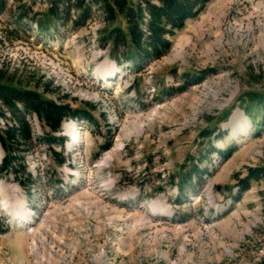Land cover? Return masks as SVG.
Listing matches in <instances>:
<instances>
[{"label": "rangeland", "instance_id": "obj_1", "mask_svg": "<svg viewBox=\"0 0 264 264\" xmlns=\"http://www.w3.org/2000/svg\"><path fill=\"white\" fill-rule=\"evenodd\" d=\"M48 6L7 0L0 74L94 123L65 120L63 148L49 147L27 115L32 181L0 173V264H264V179L236 199L264 168L263 110L253 120L239 101L264 95V0H211L141 69L100 47L95 5L83 27L75 9L46 32L21 19ZM236 111L239 136L227 125Z\"/></svg>", "mask_w": 264, "mask_h": 264}, {"label": "trees", "instance_id": "obj_2", "mask_svg": "<svg viewBox=\"0 0 264 264\" xmlns=\"http://www.w3.org/2000/svg\"><path fill=\"white\" fill-rule=\"evenodd\" d=\"M47 3L48 9L44 18L21 19L30 21L42 32L49 31L60 20H70L71 11H77L73 23L77 27L85 26L91 18L95 5L104 16L105 26L100 31V47L108 51L109 58L117 65H132L144 68L150 62L161 59L171 48L172 38L184 29L186 23L197 17L211 0H41ZM7 8V0H0V15ZM44 92L17 84L13 79L0 74V146L3 158L0 173L13 175L20 185L22 178L31 180L27 173L26 155L29 145L36 140L33 136L27 115H36L49 129L38 142L43 145L64 146L65 138L56 137L61 131L62 123L67 119H90L84 109H72L58 105L47 99ZM241 108L250 117H256L260 109L264 113V95L247 92L241 98ZM228 118L225 114L224 119ZM264 122V114L261 120ZM211 132H206L211 136ZM230 154L225 155L228 158ZM193 175L200 177L198 168ZM23 176V177H21ZM21 177V178H19ZM264 179V168L251 169L247 178L241 180L236 199L248 191L253 180ZM32 181V180H31Z\"/></svg>", "mask_w": 264, "mask_h": 264}, {"label": "bare ground", "instance_id": "obj_3", "mask_svg": "<svg viewBox=\"0 0 264 264\" xmlns=\"http://www.w3.org/2000/svg\"><path fill=\"white\" fill-rule=\"evenodd\" d=\"M114 73L115 72H112V73L108 74L107 77H106V80L104 82L107 83V84H110L111 81L109 79L114 78ZM116 79H117V77L115 78V80ZM227 125H233V133H234V135L239 136V135H242V133H245V132H239V129L245 130L246 126H247V122H246V119L244 118V115L242 114V112L241 111H236L231 116V118H230L229 122L227 123ZM66 132L69 134V133H71V130L67 129ZM75 134H77V133H75ZM242 140H245V138H243Z\"/></svg>", "mask_w": 264, "mask_h": 264}]
</instances>
